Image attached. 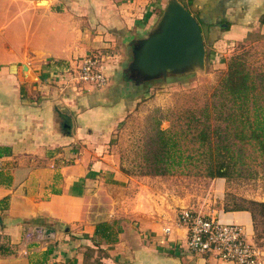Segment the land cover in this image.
Here are the masks:
<instances>
[{
    "label": "crops",
    "instance_id": "1",
    "mask_svg": "<svg viewBox=\"0 0 264 264\" xmlns=\"http://www.w3.org/2000/svg\"><path fill=\"white\" fill-rule=\"evenodd\" d=\"M189 2L200 23L224 21L206 62L264 33V0ZM146 4L0 0V264H230L188 249L177 213L189 198L124 175L109 153L116 117L139 87L123 73L129 50L158 22L142 16ZM94 53L107 76L100 88L71 80ZM217 211L229 223L247 219L251 240L249 211ZM100 222L113 224L116 241H97Z\"/></svg>",
    "mask_w": 264,
    "mask_h": 264
},
{
    "label": "rangeland",
    "instance_id": "2",
    "mask_svg": "<svg viewBox=\"0 0 264 264\" xmlns=\"http://www.w3.org/2000/svg\"><path fill=\"white\" fill-rule=\"evenodd\" d=\"M147 1L150 6L147 4L144 6L142 12L145 13L142 16L151 19L150 16L155 15L154 17L159 20L167 3L172 0ZM178 1L184 6L191 4L189 0ZM222 23L223 20L211 19L206 24L199 22L202 38L208 49L212 44L214 32L222 28ZM151 29H147L142 37L147 36ZM133 47L129 50L130 55L123 73L129 81H140L141 84L139 87L135 86L138 88L127 96L129 104L124 112L116 117L108 141L113 164L124 175L135 178L150 176L160 181L158 183L163 190H172L170 194L189 198L190 206L186 207L184 204L182 208L216 215L217 210L226 211L225 209L240 206L248 209L250 213V201H264V164L255 152L250 156L251 147L246 146L249 154V157L245 158L246 166L226 177L207 176L203 172V165H195L197 163L195 159L190 161L183 159L182 164L171 167L170 172L154 175L149 173L151 170L147 166L151 160L148 141L150 136L155 135L157 128L166 129L170 133H177L179 146L185 155L191 153L195 145L191 139V132L186 131L185 124L189 111L210 102L216 86L226 71L227 62L234 54H241L250 71L264 74V33L257 29L252 30L245 38L227 47L226 56L218 57L215 62L205 60L202 67L197 64L183 72L159 73L148 78L137 74L138 72L133 69H128V63L133 57L131 54ZM211 121L214 122V119L211 118ZM163 201H166L165 197ZM217 218L220 222L229 223L221 217ZM230 223L238 224L248 232V227L245 226L247 219L244 223L237 220ZM255 223L256 230L253 227L251 240L264 250V215L256 214Z\"/></svg>",
    "mask_w": 264,
    "mask_h": 264
},
{
    "label": "trees",
    "instance_id": "3",
    "mask_svg": "<svg viewBox=\"0 0 264 264\" xmlns=\"http://www.w3.org/2000/svg\"><path fill=\"white\" fill-rule=\"evenodd\" d=\"M186 117V131L191 132L195 145L193 151L185 155L176 132L157 128L148 141L149 173L165 174L171 167L181 165L183 159H195V165H203L207 176L226 177L246 166L247 145L252 150L250 156L255 152L264 164V74L250 71L241 54L229 58L210 102L191 109ZM250 203L256 230V214L264 215V201ZM225 210L248 209L239 206ZM95 236L97 241L114 242L117 231L112 223L100 222Z\"/></svg>",
    "mask_w": 264,
    "mask_h": 264
},
{
    "label": "water",
    "instance_id": "4",
    "mask_svg": "<svg viewBox=\"0 0 264 264\" xmlns=\"http://www.w3.org/2000/svg\"><path fill=\"white\" fill-rule=\"evenodd\" d=\"M132 54L128 69L148 78L183 72L197 64L202 67L206 49L197 19L182 3L172 0L150 33L136 40Z\"/></svg>",
    "mask_w": 264,
    "mask_h": 264
},
{
    "label": "built area",
    "instance_id": "5",
    "mask_svg": "<svg viewBox=\"0 0 264 264\" xmlns=\"http://www.w3.org/2000/svg\"><path fill=\"white\" fill-rule=\"evenodd\" d=\"M71 80L78 84L102 87L107 83L101 58L97 55L83 57ZM3 161L0 159V171ZM177 223L186 229V244L198 254H214L230 264H264L262 249L249 240L242 226L220 222L215 214H203L189 208L177 213ZM168 232L169 227H165Z\"/></svg>",
    "mask_w": 264,
    "mask_h": 264
}]
</instances>
